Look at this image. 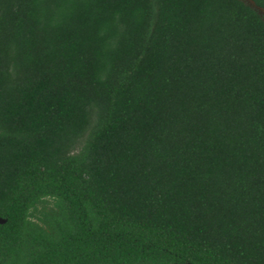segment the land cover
Returning a JSON list of instances; mask_svg holds the SVG:
<instances>
[{
    "label": "trees",
    "instance_id": "1",
    "mask_svg": "<svg viewBox=\"0 0 264 264\" xmlns=\"http://www.w3.org/2000/svg\"><path fill=\"white\" fill-rule=\"evenodd\" d=\"M0 0V264H264V0Z\"/></svg>",
    "mask_w": 264,
    "mask_h": 264
},
{
    "label": "rangeland",
    "instance_id": "2",
    "mask_svg": "<svg viewBox=\"0 0 264 264\" xmlns=\"http://www.w3.org/2000/svg\"><path fill=\"white\" fill-rule=\"evenodd\" d=\"M241 1H243V2L246 3L247 5L253 6V4H252L250 1H248V0H241ZM259 12H260L261 15L264 16V12H262V11H260V10H259Z\"/></svg>",
    "mask_w": 264,
    "mask_h": 264
},
{
    "label": "water",
    "instance_id": "3",
    "mask_svg": "<svg viewBox=\"0 0 264 264\" xmlns=\"http://www.w3.org/2000/svg\"><path fill=\"white\" fill-rule=\"evenodd\" d=\"M4 222H5V220L0 218V223H4ZM184 264H191V263H184Z\"/></svg>",
    "mask_w": 264,
    "mask_h": 264
}]
</instances>
